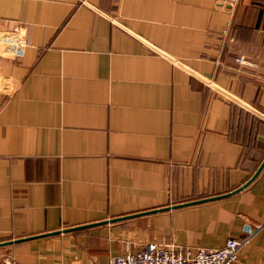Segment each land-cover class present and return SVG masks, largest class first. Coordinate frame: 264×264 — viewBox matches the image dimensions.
Instances as JSON below:
<instances>
[{
  "label": "crops",
  "instance_id": "crops-1",
  "mask_svg": "<svg viewBox=\"0 0 264 264\" xmlns=\"http://www.w3.org/2000/svg\"><path fill=\"white\" fill-rule=\"evenodd\" d=\"M263 160L264 0H0V242L30 238L0 247L15 264L217 248L264 220V166L223 198L40 235L232 192ZM139 218L146 242L114 254L83 232ZM235 264H264V232Z\"/></svg>",
  "mask_w": 264,
  "mask_h": 264
},
{
  "label": "built area",
  "instance_id": "built-area-1",
  "mask_svg": "<svg viewBox=\"0 0 264 264\" xmlns=\"http://www.w3.org/2000/svg\"><path fill=\"white\" fill-rule=\"evenodd\" d=\"M237 62L241 63L242 59L238 58ZM262 232L264 220L246 224L241 236L229 238L217 248H198L192 252L166 244L146 243L138 251L126 249L124 253L112 257L108 264H235L241 250ZM0 264L15 263L12 258L5 257Z\"/></svg>",
  "mask_w": 264,
  "mask_h": 264
},
{
  "label": "rangeland",
  "instance_id": "rangeland-1",
  "mask_svg": "<svg viewBox=\"0 0 264 264\" xmlns=\"http://www.w3.org/2000/svg\"><path fill=\"white\" fill-rule=\"evenodd\" d=\"M150 227L148 218H139L115 224H107L83 232L89 233L92 231L96 243L100 244L102 248L105 247L104 249L106 253L114 254L115 252H118L124 244L146 242V238L149 236L148 229ZM5 256L4 253H0V263L3 262Z\"/></svg>",
  "mask_w": 264,
  "mask_h": 264
},
{
  "label": "water",
  "instance_id": "water-1",
  "mask_svg": "<svg viewBox=\"0 0 264 264\" xmlns=\"http://www.w3.org/2000/svg\"><path fill=\"white\" fill-rule=\"evenodd\" d=\"M152 48L157 53H160V54H162V55H164V56H166L167 58L170 59V57H168L167 55H165L159 49H156L154 47H152ZM171 60H173V59H171ZM263 166H264V160L262 161L261 165L259 166V168L255 172V174L242 187H240L239 189H236V190H234L232 192L223 194V195H218V196H214V197H209V198H205V199H200V200H196V201H191V202H187V203L173 205L172 207L155 209L153 211H149V212H145V213H139V214H134V215H127V216L117 217V218L111 219L109 221L105 220V221H102V222H99V223H93V224H89V225H83V226H79V227L64 229L63 231H58V232H55V233H48V234L40 235V236H49V235H53V234L60 233V232L75 231V230H79V229H84V228H88V227H93V226H97V225L106 224L108 222H115V221L125 220V219H128V218L136 217V216L143 215V214H147V213H150V212H157V211H162V210H168L170 208L174 209V208H178V207H182V206L196 205V204H200V203H204V202L216 200V199H219V198H223V197H226V196L235 194L236 192L240 191L242 188L246 187L257 176V174L259 173V171L262 169ZM31 238H34V237H31ZM27 239H30V238H27ZM27 239H18V240H14V241L0 242V247L6 246V245H10V244L19 243V242H23V241H26Z\"/></svg>",
  "mask_w": 264,
  "mask_h": 264
}]
</instances>
